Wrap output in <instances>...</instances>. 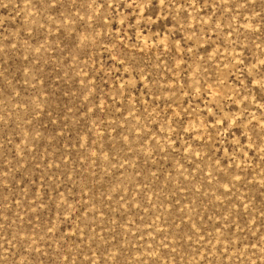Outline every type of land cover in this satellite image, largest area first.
Returning a JSON list of instances; mask_svg holds the SVG:
<instances>
[{
    "label": "rangeland",
    "instance_id": "1",
    "mask_svg": "<svg viewBox=\"0 0 264 264\" xmlns=\"http://www.w3.org/2000/svg\"><path fill=\"white\" fill-rule=\"evenodd\" d=\"M0 264H264V0H0Z\"/></svg>",
    "mask_w": 264,
    "mask_h": 264
}]
</instances>
